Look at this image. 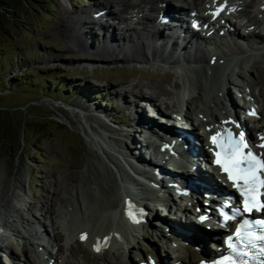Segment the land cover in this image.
Here are the masks:
<instances>
[{"label":"rangeland","instance_id":"rangeland-1","mask_svg":"<svg viewBox=\"0 0 264 264\" xmlns=\"http://www.w3.org/2000/svg\"><path fill=\"white\" fill-rule=\"evenodd\" d=\"M157 1L127 0L128 5L124 6L127 19L121 25L131 24L130 27L134 26L132 29L139 32L141 28L132 16L135 9L128 6L139 4L144 13L152 16L153 13H149L145 6ZM102 2L12 1L19 16L16 20L0 11V59H3L0 62V215H6L11 228H17L20 233L17 235L9 228L3 229L0 244L5 247L0 248V264L30 261L37 264H141L142 261L148 262L149 258L154 261L161 258L164 264H169L176 258H183L182 248L164 240L160 227L154 224L140 231L143 237L132 241L131 248L118 242L105 252L101 249L96 251L97 246L87 245L76 235L78 232L75 229L80 223L95 220V212L112 201L107 191L113 190L117 184L110 163L99 148L96 147V150L92 138L102 135L110 148L127 154V149L133 147L124 136L126 132L121 131L132 115L119 108L112 98L117 92H122L123 95H120H125L130 103L132 95L128 89L137 83L143 85V97L155 103L145 104L147 117L155 109L171 112L178 103L183 105L184 100L189 101L195 96L197 100L187 102L186 106L192 111L189 114L187 110V114L196 118L202 115L198 111L203 114L208 109L219 112L222 105L209 103L210 96L214 94L222 93L224 98L230 95L231 103L223 100V109L228 112L232 104L240 109L248 105L249 99H254L259 116L248 117L245 122L247 126H264V54L254 60L242 56L237 59L238 62L228 64L222 76L229 91V95L225 96V90L218 89L210 80L212 70L202 71V67L198 70L197 63L190 62V66L183 68L189 67L185 70L186 76L178 77L176 69L163 62L164 59L171 61L166 55L168 53L162 54L154 45L146 49L133 36L126 60L104 57V54L95 56L87 50L72 47L66 34L62 33V25L77 19L80 11ZM201 2L186 0L184 5L190 7ZM118 8L115 6L113 10ZM244 13L246 19L251 16L248 11ZM96 21L93 24L95 28L99 23V20ZM239 31L245 35V41L250 39L249 43H254L253 38L246 36L249 30L241 28ZM255 32L258 33V29ZM260 40V44L264 45V39ZM153 50L159 56L157 60L163 63L152 62ZM198 53L206 54L202 46L198 48ZM144 54L151 62L144 58ZM117 56L119 59L122 57L121 54ZM168 74L171 80L163 81ZM183 85L187 91L184 100L178 92ZM43 88H49L51 94L43 93ZM80 105L94 107L96 112L81 111ZM198 130L202 131V127ZM134 133L133 140L137 136ZM128 138L132 141V136ZM20 179L21 185L18 183ZM56 191L60 192L57 195L59 199H56ZM167 194L172 197V194ZM76 201L81 203V211ZM161 208L159 206V211H153L159 218L163 217L161 213H165ZM174 211L177 210L171 207L169 215L176 223H182L184 216L180 212L174 214ZM53 231L58 238L53 236ZM131 234L134 232L131 231ZM51 247L58 253L57 262V259L48 256Z\"/></svg>","mask_w":264,"mask_h":264},{"label":"bare ground","instance_id":"bare-ground-1","mask_svg":"<svg viewBox=\"0 0 264 264\" xmlns=\"http://www.w3.org/2000/svg\"><path fill=\"white\" fill-rule=\"evenodd\" d=\"M215 2H216L215 0H202L201 3L194 4L195 6L187 7L185 6L186 4L184 5V3H186V0H175L174 3L171 0H158L155 3L147 4L145 6V8L149 11V13L152 12L153 15H155L154 17L149 16V14L147 13H144L143 12L144 8H142L139 4H135V6L129 5L128 6L129 8L134 7L135 9V11L133 12L135 18L139 20L138 24L151 26L150 30L148 29L146 30L142 28L139 30V32H136L130 26L124 27L121 25L127 19V13H126L127 11L126 12L124 11V6L128 5L127 0H103L102 3L94 4L91 9L80 11V13L77 14L78 17L77 19H72L68 22H65V24L62 25L63 26L62 33L66 34L67 41L70 42L72 44V47L76 49L87 50L89 54L95 56L104 54L106 55L104 57H108V58L110 57L114 59L117 58L118 60L127 59L126 54L128 53V51H130L129 42L132 41L131 38L133 36L135 40H139L140 42L139 45L145 47L146 49H148L151 46L153 47L154 45L162 52V54L168 53L166 55L168 56V58H171L170 59L171 61H169V59L168 60L164 59L163 62L168 65L171 64L172 67L176 69L175 71L180 70L181 69L180 66L187 65L190 62H196L198 70L200 69L199 67H202V71L212 70L213 73L211 74L210 80H212V82L216 84L215 87H219L218 89L223 91L225 90V96H226L229 95L228 93L229 91H227L226 89V84H227L226 81L225 80L222 81L223 78L222 76L228 64L230 65L231 63H234L236 61L238 62L237 59H239V57L243 55H246L248 59L254 60L256 57L264 54V45L260 44L262 43L260 39L262 40L264 39V10L259 6V4H262V0H257L255 2L254 1L250 2V0L249 1L248 0H218V2H224L226 4L224 12L230 11L234 20H242V21L239 25L234 24L235 25L234 26L230 20H225L224 23L226 27L223 28L225 29L223 32L224 36L222 37L223 42L217 44V53L215 55L209 53L208 56H206V54L204 53L200 55L198 53L199 47L196 48L197 45H193L191 41V38L193 37L194 34L184 29L182 26V16L185 11H187L189 14L192 12L198 13L199 9L204 7L207 9L208 12H211V10L214 9ZM245 3H249V5H246ZM115 6L119 7L117 11L113 10ZM97 10H101L102 12H104L106 14L107 19H112L113 24L99 22L98 26L95 28L93 24L97 22L96 19L93 17H90V19H88L85 18V16H88V14L96 12ZM245 11L251 13L250 17H248L247 15L248 17L247 19L245 18L246 17L244 13ZM224 12H222L221 14H217L215 16V19L221 20ZM78 15L82 16V18H79ZM215 25L216 23H211L210 27L213 28ZM249 27H252L253 29L254 27L258 28V33L255 32V30H252L251 32H249V34L246 35L249 38H253L252 40H254V43H249L251 42L250 39L249 42L245 41L244 40L245 35H243V33L239 31V29L241 28L246 30V28ZM96 37L98 38L96 39ZM239 46H242L243 49L238 48ZM153 51L152 54L151 52H149L152 58L154 57L152 59V62L158 61L157 59L159 56L158 54H156L155 51L154 52ZM117 54H121L122 57L119 59ZM147 56H148L147 54L146 55L144 54V58H146L149 61L150 58H148ZM133 57L132 59L135 60ZM211 58L213 60L212 63L210 61ZM116 60L114 61L116 62ZM149 62H151V60ZM158 62H162V61H158ZM236 64L237 63H235L234 65ZM186 74L187 73L184 72L180 75H182L183 77ZM171 78H172L171 75L168 74L163 81L169 82ZM226 80L229 83V78L227 79L226 77ZM174 85L177 86L176 81L174 82ZM143 88H144L143 85L137 83V85H134L128 89V92L132 95L129 98L130 103L128 102L125 95L124 96L120 95L122 94V92H117L115 94L116 96L112 97L114 101L119 105V108H121L122 110L124 109V112L128 113V115L130 114L132 115L131 118L129 119L130 121L128 120V124H126V126H128L127 129L125 128L126 127L125 126L121 128V131L123 133L126 132L124 136L127 137L128 142L130 141L131 144H133V147L129 148L130 150L127 149L129 155L132 156L133 161L136 160L139 161L140 163H142L143 155L147 154L145 152L146 150L154 152L153 149H150L151 142L148 139L144 129L146 128V124L148 126L152 123V121L148 119L149 116L147 117L145 103L146 104L148 103L147 105L155 104V103H153V100L143 97L142 95ZM184 88H186V86H182L181 89L187 92ZM206 92L207 91H205V93ZM197 94H200V92H197ZM220 95L214 94L210 96L209 99L210 100L209 103H212L215 106L222 105V107H220L219 109V112L216 113L211 109H208V112L206 113L207 116L204 113L202 118L198 120V125L202 127V133L204 136H207L214 130H220L222 127L235 124L236 121H239L240 125L246 127L247 132L250 134V136L252 135L253 137H256L257 134L259 133L264 134L263 125H258L253 128H249L247 126L244 119L248 117L252 118L254 116L245 113V109H246L245 107L240 108L243 112V115L242 112H240L241 116L239 112L235 110L236 108L233 106H232V111L229 110V112L226 109H223L224 106L223 100L227 99L230 102L229 99L230 95L226 96V98H224V95L221 96ZM193 100H197L196 96L194 98L190 97L189 101L187 100L184 101V105L186 106L187 102L191 103ZM253 103H254V99L251 100L250 105H252ZM79 109H81V111L86 110V111L96 112L94 107L85 108L80 105ZM187 110L189 114L192 113L190 108H188ZM143 111L145 112V117L143 116L142 118L141 115ZM199 113H203V112L198 111V114ZM100 114L108 118L106 114L104 113L103 114L100 113ZM109 118H111V115ZM254 132L256 133L255 135L253 134ZM133 133L137 135L136 138H134V140H133ZM191 135L195 137L196 144L203 145V141H205V138L201 134H199L198 132H193V133L191 132ZM131 136H132V141L128 138ZM177 137H178V139L176 140L177 146L183 148L184 145L186 144L185 139L179 136ZM92 141H94L98 145L97 148H99L101 153L106 157L110 165H112L113 167H115L117 171L122 173L126 186L120 185L118 182H115L117 183L115 184L116 185L115 188H113L111 185V188H113V190L109 189L108 191L107 190L106 191L110 193L112 197L111 198L112 201L109 203L106 202L108 204L104 203V205L106 204L105 207H102L99 212L98 211L97 213L95 212V216H93L95 220L86 219L87 220L86 224H84V222L80 223L82 225L79 224L80 226L78 225L75 229V231L78 232L76 235L80 238L82 234H86L87 238L83 240L84 243L94 247L99 246L103 252L110 250V248L115 243L118 242H119L118 244L120 243L124 244L126 248L127 247L131 248L130 245L132 244L131 243L132 241L134 242L135 240H138L140 237H143L140 231L146 229L147 225L150 227L152 226V221L150 220V218L146 216L144 217V220H141V215L139 213L140 209L144 208V207H140L137 203L140 201L139 189L142 188V184L138 183V185H135L134 191H132L131 190L133 188L132 185L133 183H135L134 180H132V178L127 173H125L121 160L113 154V152H116L118 154H120V152L110 148L106 143V138L102 135H95V137L92 138ZM142 141L146 142V144L145 145L141 144ZM255 142L258 141L256 140ZM200 149L201 148L198 146V151ZM122 157L126 159L127 153H124ZM165 169L169 170L167 168ZM207 181L209 183H212L211 178H208ZM21 182H22L21 179L18 180L19 185H21ZM203 191H204L203 187L198 186V192L202 194ZM55 193H56L55 196L57 197V195L59 196L60 192L56 191ZM56 199L59 198L57 197ZM52 202L53 201H51V204ZM51 204L50 207H53ZM159 204L170 207L168 201ZM76 206L78 207L79 211L82 210L81 203H79L78 201H76ZM146 206H148V202H146ZM194 208L195 207H192V209ZM182 210H183L182 212L183 215L188 212V208H183ZM152 214L153 213H151V215ZM98 219L100 220L98 221ZM170 221L172 223H175L173 220ZM10 224H9V218H7L6 215L3 216L0 215V240L4 236L2 233L4 231L3 230L4 228H9V230H11L13 233L15 232L17 235L20 234L17 228L14 227H13L14 229L11 228ZM200 227L201 226H195L194 224L186 223L182 228L188 230L190 235L196 234L198 236V239L204 242V246H205V242H206L205 241L206 238H204L205 232L200 230ZM131 231L134 232V234H131ZM160 232H161L160 234H162L163 237L165 238L164 240L170 241L171 244H174L173 241L176 242V240H178V237L169 234L163 229H160ZM37 234L39 233L37 232ZM53 236L57 238L59 237L57 233H55L54 231H53ZM189 238L191 237L189 236ZM39 246L40 244H38L37 248H39ZM2 247L5 246H1L0 244V248ZM172 247L173 245L171 246V248ZM45 249L47 250V247H45ZM25 251H27V249ZM48 256L51 259L52 258L57 259L56 262L58 261V253L55 250V248L51 247V252L48 251ZM199 257H201V254L188 247L186 250V255L183 256V258L181 259L176 258L175 261L173 262L179 260L185 262H191V261H196ZM145 264H150V263L146 261ZM156 264H163L162 259L158 258L156 260Z\"/></svg>","mask_w":264,"mask_h":264},{"label":"snow or ice","instance_id":"snow-or-ice-1","mask_svg":"<svg viewBox=\"0 0 264 264\" xmlns=\"http://www.w3.org/2000/svg\"><path fill=\"white\" fill-rule=\"evenodd\" d=\"M218 13H213L215 17ZM250 115H255L254 112ZM264 141V135L260 137ZM212 143L219 149L215 154V163L220 170L226 174L227 179L232 186L238 191L243 198V207L238 208L233 216L240 212L252 213L264 212V157L253 151L254 147L264 149V143L259 145L249 144L243 132L234 136L231 130H227L222 136L213 135ZM206 217H201V220ZM227 220L228 217L225 216ZM86 234H82L80 239L85 240ZM237 244L230 239L228 247L235 256L241 257L240 261L231 258H225L223 264H249V259L261 258L260 264H264V220L248 221L245 220L236 229ZM96 251H100V247H96Z\"/></svg>","mask_w":264,"mask_h":264},{"label":"trees","instance_id":"trees-1","mask_svg":"<svg viewBox=\"0 0 264 264\" xmlns=\"http://www.w3.org/2000/svg\"><path fill=\"white\" fill-rule=\"evenodd\" d=\"M12 1H18V0H0V11H4L5 12V14H9V16L11 17V18H15V20L16 19H19V16L18 15H16V13H15V11H16V8H15V6L11 3ZM20 1V0H19ZM22 1H24L25 3H26V0H22ZM28 1V0H27ZM29 1H31V0H29ZM8 16V17H9ZM0 58H1V56H0ZM3 61V59H0V62H2ZM46 80H48L49 81V78H46ZM21 83H23V82H21ZM20 84V83H19ZM26 86V85H25ZM27 87V86H26ZM54 87V86H53ZM53 87H51V90H53L52 88ZM51 90H49V88L47 89V88H43V93H46V92H48L49 94H51Z\"/></svg>","mask_w":264,"mask_h":264}]
</instances>
